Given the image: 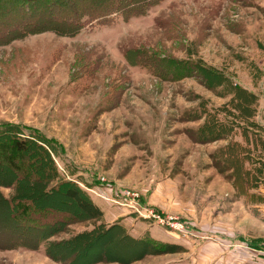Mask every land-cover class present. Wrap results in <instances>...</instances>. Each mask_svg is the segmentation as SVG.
Instances as JSON below:
<instances>
[{
  "label": "rangeland",
  "instance_id": "374dc122",
  "mask_svg": "<svg viewBox=\"0 0 264 264\" xmlns=\"http://www.w3.org/2000/svg\"><path fill=\"white\" fill-rule=\"evenodd\" d=\"M37 24L0 40V130L44 147L102 216L65 198L68 221L48 234L74 239L53 250L68 251L63 261L19 247L0 248V264H67L76 251L93 264H264V0H161L72 36ZM16 149L0 151V169L27 161ZM21 184L0 173V198L22 195ZM114 224L176 247L132 258L115 229L84 234ZM10 235L3 246L35 237Z\"/></svg>",
  "mask_w": 264,
  "mask_h": 264
},
{
  "label": "trees",
  "instance_id": "16d2710c",
  "mask_svg": "<svg viewBox=\"0 0 264 264\" xmlns=\"http://www.w3.org/2000/svg\"><path fill=\"white\" fill-rule=\"evenodd\" d=\"M43 1L23 2L22 4H26V8L30 9L33 6L35 9L32 12L29 10L28 16L21 17L15 10H20L22 4L8 7L9 2L0 0V40H5L10 35L23 36L29 34L31 33L29 30L36 27L34 25H38L37 23H42L41 26L43 27L48 25L47 29L54 33L72 36L78 33L85 21H98L104 24L114 14L128 20L131 17L144 15L150 7L161 0H45L44 3ZM136 3H140L139 6L135 7ZM42 4L43 6H41ZM12 11L13 16L10 15ZM37 16L40 17L39 19L44 18L46 20L34 22ZM182 69L188 70V67L185 66ZM209 71L211 74H218L215 69ZM15 133L16 130L10 126L0 130V138H3L0 141V151L14 150L17 146L16 150L23 152L27 161L21 165L20 169H17L18 166H15L17 165L15 163L14 171L10 165L6 169H0V173L16 182L17 186L19 182H24V184H21L23 191L20 193L22 195L10 199L0 198L2 207L0 211V240L9 239L7 237L11 236V233L17 235L24 233L30 237L32 234L35 237H32V244L18 239L17 241L9 240L10 245L3 246L0 241V248L38 249L43 243L45 244V253L57 256L62 262L68 251L60 252L57 255L54 254L53 250L59 249L58 244L60 243V245L70 246L68 248L70 250V243L74 239H63L54 243L49 239L48 234H51L57 226L64 225L68 221L65 218L66 211L59 209L61 205L64 207L65 198L75 204L85 218H99L102 216V211L75 183L65 181L59 175L52 161L50 162L44 147L37 144L33 139L15 137ZM27 182H31V184ZM55 195L61 197L60 205L58 202L53 205V202L58 200L54 197ZM55 205L58 209L54 207ZM11 228L14 230L10 231ZM114 229L120 234L121 239L127 241L126 243L136 246L137 249L132 258L140 257L144 253L171 252L174 251L172 248L176 247L175 244L164 243L149 236L135 238L129 235L119 224L98 230L94 228L84 234L97 237L101 234L113 233ZM50 248L52 249L50 250ZM79 253L80 251H76L67 264H93L96 262V257L93 255L81 260Z\"/></svg>",
  "mask_w": 264,
  "mask_h": 264
},
{
  "label": "built area",
  "instance_id": "2783aa9c",
  "mask_svg": "<svg viewBox=\"0 0 264 264\" xmlns=\"http://www.w3.org/2000/svg\"><path fill=\"white\" fill-rule=\"evenodd\" d=\"M154 212L155 211H148V214L145 216L152 218L158 224L169 225V226L173 227L174 229H180L182 227V225L180 223L178 224L177 221H175L173 219V217H170V216L162 217L160 214H157V213L154 214Z\"/></svg>",
  "mask_w": 264,
  "mask_h": 264
},
{
  "label": "crops",
  "instance_id": "0c3cea01",
  "mask_svg": "<svg viewBox=\"0 0 264 264\" xmlns=\"http://www.w3.org/2000/svg\"><path fill=\"white\" fill-rule=\"evenodd\" d=\"M122 223H124V221L122 220L121 221V224ZM152 238H154V239H156V240H158V241H161V239H158L159 237H152ZM163 238V237H162ZM164 240V239H163ZM161 242H166V241H161ZM167 243H170V244H174V243H171V242H167ZM176 244V243H175ZM178 244V243H177ZM44 247V248H43ZM19 248V247H18ZM39 248H43V253H45V244H41L40 246H39ZM31 250H33V249H31ZM1 251V250H0ZM1 252H4V251H1ZM6 252V251H5ZM26 252H27V250H26ZM46 254V253H45ZM25 263V262H24ZM55 263V262H54ZM57 264V263H56Z\"/></svg>",
  "mask_w": 264,
  "mask_h": 264
}]
</instances>
